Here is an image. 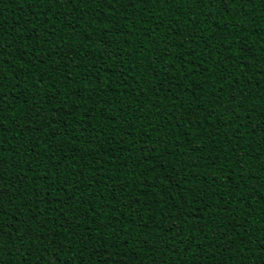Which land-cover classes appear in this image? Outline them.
Wrapping results in <instances>:
<instances>
[{"label": "trees", "instance_id": "1", "mask_svg": "<svg viewBox=\"0 0 264 264\" xmlns=\"http://www.w3.org/2000/svg\"><path fill=\"white\" fill-rule=\"evenodd\" d=\"M0 62L4 210L57 201L3 264H264V0H0Z\"/></svg>", "mask_w": 264, "mask_h": 264}, {"label": "snow or ice", "instance_id": "2", "mask_svg": "<svg viewBox=\"0 0 264 264\" xmlns=\"http://www.w3.org/2000/svg\"><path fill=\"white\" fill-rule=\"evenodd\" d=\"M110 2H111V0H110ZM193 2L196 4L211 5L214 2V0H193ZM49 4L50 5H58L59 7H63L64 0H49ZM25 26H27V25H25ZM191 34L192 33H190V35ZM20 43L23 44L24 41L21 40ZM173 46H175V45H173ZM168 51H169V54H171L170 50H168ZM24 54L28 55L27 52H23L21 55L24 56ZM34 55L36 57V64H38L40 66V68L38 70L41 72V77H47L49 74L47 72L43 71L44 64H45L44 59H42L40 57V54L38 52L34 53ZM188 55L194 56L195 53L189 52ZM109 58H111V57H109ZM190 62L191 61H188V63H190ZM36 64H33V67H36ZM234 67H236V65H234ZM207 70H208L207 61H204L203 71L206 72ZM221 71H223V69ZM14 73H15V79L17 81L21 80L24 76V73L21 71L16 72V70H15ZM212 74L213 75L216 74L215 69H213ZM259 75L262 78H264V69L259 70ZM5 79H7V77L4 76V68L2 67V62H0V96L3 95L4 84L2 81ZM221 79H223V80L230 79V73L224 72ZM42 82H43V80L41 81V83ZM235 83H236V87L238 90L236 91V93L234 95L232 93H229V96L233 100V102H235L237 99L240 101H243V99H244L243 92H244L246 85L239 83V81H236ZM12 87L14 89H16L17 91H19V84L18 83H13ZM229 87H231V85H229ZM222 92H223V87L221 86L218 89V93H222ZM74 94L75 93H73V95ZM17 99H20V97H17ZM30 99L34 100L35 96L30 97ZM53 99H55V97H53ZM199 99H200V97L197 96L196 100H199ZM2 103H3V100H0V104H2ZM25 103H27V101H25ZM4 111H5V109L2 106H0V113H3ZM33 111H36V110L33 109ZM215 115H216V113L213 110L210 109L208 111V117L215 116ZM27 117L31 118L32 112H28ZM208 117H205V119H207ZM181 120H183V116H181ZM187 122L188 121H185V123H187ZM15 126L19 127L18 124ZM221 126L224 128H227L228 122L223 123ZM4 130L6 131V129H4ZM28 130L31 131V129H28ZM19 134L20 133H17V135H19ZM41 139H42V137H41ZM189 143L191 144V141H189ZM97 150L99 151V149H97ZM197 150L198 149L195 146L192 147V151H197ZM85 151H87V150H85ZM4 163H6V161H3L2 159H0V182H2L4 179V177L2 175V169H3ZM61 183L67 184V187L61 188L60 191L68 193V189L71 187V184H68L67 180H62ZM49 187H51V185H49ZM23 195H24V193L20 192L19 196L14 197V199L19 200L20 197H23ZM33 195L37 198H41V197H43V198L38 199L37 204H35V205H31V204L26 203L24 210H21L19 207H15L14 211L9 214L4 210V198L5 197H4V192H3L2 187H0V234H3L6 229H10L11 231L9 233L8 238L10 240L13 237L16 238V241L18 243V247L16 248V251L19 252L21 249H23L25 252L29 253L30 255H35V252L33 251V247H32V241L34 239H41L42 240L43 237H38L36 231L31 226H29L28 228H24V224L26 223V221L24 219L25 212L31 214V216L29 218L33 219L34 221H38L37 213H39L38 205L40 203H45V201L47 202V204H56L57 203V201L54 199H48V197L51 196V193L45 192L43 188H41L39 191H34ZM73 195H74V193H68L67 199H71ZM33 207L37 208V213H33ZM68 207L69 206H68L66 201H61L58 205V208L54 209V210H56L58 212V215H59V214H62L64 209L68 208ZM92 211H95V209H92ZM225 211H227V209H225ZM39 214H42V213H39ZM4 216H9V220L7 222H4L2 220V218ZM97 216H99L98 213H97ZM229 216H231V213H229ZM12 221H16V223L19 224V227H16L12 223ZM109 226H110V224L100 223V224H98V229H104V228H107ZM76 227L79 228L80 226L77 225ZM21 229H24V230L21 231ZM97 234L98 235L100 234L99 231ZM45 235H47V234H45ZM75 235H79V233L77 232V233H75ZM85 235H87V234H85ZM237 239H239V236H237ZM81 241L84 244H87V241L84 240L83 237H81ZM73 243H77L75 238L73 239ZM259 243L264 244V241H261ZM71 248H72V245L70 244L68 246L67 251H69V249H71ZM53 249H56V251H53ZM43 250L46 252H53L52 258L50 261H48V264H60V254L65 253V251H66L65 248L61 244H59L56 239H52L49 241V243L47 245H44ZM83 251H87V248L86 247L82 248L81 253H78V255H80L79 264H84L83 257H82ZM5 252H6V249H4L3 247H0V255L4 254ZM8 254H10V253H8ZM74 259H75V257H74ZM0 264H3L2 259H0ZM68 264H73V261L69 260Z\"/></svg>", "mask_w": 264, "mask_h": 264}]
</instances>
